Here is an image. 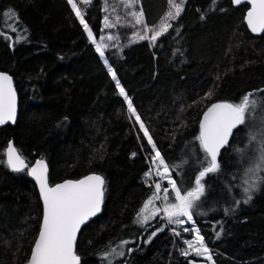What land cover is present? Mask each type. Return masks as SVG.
I'll return each mask as SVG.
<instances>
[{"label": "trees", "instance_id": "1", "mask_svg": "<svg viewBox=\"0 0 264 264\" xmlns=\"http://www.w3.org/2000/svg\"><path fill=\"white\" fill-rule=\"evenodd\" d=\"M111 1L82 7L95 38L107 31L103 19ZM168 6V0H137L134 9L143 11L150 26ZM246 8L231 0L214 6L211 0H185L173 28L154 46L130 42L131 18L111 27L117 41H105V57L182 190L194 186L202 168L204 153L196 140L202 112L264 90V32H249ZM0 69L12 75L18 93L14 124L0 126V264L26 262L42 215L35 182L26 170L7 166L9 139L27 163L47 161L50 183L88 172L103 175L102 211L82 226L75 244L81 264H102L99 252L125 238L131 243L113 264H189L181 254L182 233L170 230L182 225L160 214L131 229L153 193L145 179L152 149L67 0H0ZM248 131L249 125L234 130L218 154L220 171L205 178L206 195L194 209L214 264H264V185L247 204H235L243 199L250 149L243 159L234 149L248 144ZM183 161L182 168L172 167Z\"/></svg>", "mask_w": 264, "mask_h": 264}, {"label": "snow or ice", "instance_id": "2", "mask_svg": "<svg viewBox=\"0 0 264 264\" xmlns=\"http://www.w3.org/2000/svg\"><path fill=\"white\" fill-rule=\"evenodd\" d=\"M93 0H79L84 6H90ZM137 0H127L125 6L133 7ZM185 0H168L169 10L161 18L158 25L149 28L144 24L143 11H132L130 15L136 25H143L142 32L137 33V39L131 43L147 40L151 46H154L158 39L169 33L173 28L172 21H176L184 10ZM214 6L217 0H211ZM234 4L239 5L242 0H232ZM71 6L72 12L82 25L83 30L87 33L89 41L95 45V50L103 59L108 75L118 89L119 95L127 104V111L130 118H135V123L139 125V130L143 137L147 139L148 145L151 146L152 153L150 163L152 167L145 173L146 177L151 178L153 172L155 175L164 180L167 178L171 194H174L175 202L166 203L162 211L164 212L169 224L183 225L187 222L194 223V209L199 207L200 202L206 195L207 186L205 178L209 174L218 173L220 164L218 154L221 149L229 145L230 138L234 135V130L239 126H248L247 133L248 144L244 148L236 147L234 151L243 159L250 145H256L255 154L249 161L248 166L244 169L242 182L240 185L243 199L236 200L238 207L240 203L247 204L252 199V194L257 191L261 185H264V90H257L246 93L239 102H218L211 104L203 113L199 123V135L196 137L200 148L204 153V160L201 162L202 168L195 175L194 186L190 189L182 190L175 180L169 175L170 166L166 163L165 158L157 149L148 128L137 113L131 98L127 95L125 89L121 86L115 69L109 64L105 57V49L110 45L105 43L104 39L97 40L94 33L85 19V11L78 6L77 0H67ZM251 4L247 12V25L252 32H264V0H247ZM11 15V11L8 13ZM204 18L203 16L201 17ZM114 25L105 17L104 27L111 28ZM15 31V29H13ZM178 32L179 30L176 29ZM19 39V37L17 38ZM107 40L117 39L109 36ZM213 95L211 91L206 94L207 98ZM16 118V93L12 86V79L5 73H0V125L6 121H15ZM3 153H0L2 156ZM135 155V153H133ZM2 162V161H0ZM187 161L180 165L172 166L176 169L182 168ZM206 165V166H204ZM7 166L14 172L27 170L28 175L32 176L39 186L40 197L43 202V216L40 224L38 236L34 241L31 254L27 264H80V257L74 250L77 233L81 226L84 225L91 217H94L101 211V205L104 199L105 181L100 175H88L79 180H66L63 183L49 186L47 173L48 167L41 159L37 160L35 166L29 167L22 154L9 142L7 146ZM163 169V171H161ZM161 183L155 184V191L137 213L135 223L142 227L152 219L161 209L155 207L156 200H169V189L164 188V195L161 197ZM227 215L229 209H225ZM235 211V209H231ZM186 218L181 219V218ZM184 231H190L184 228ZM162 231V229H158ZM175 231V230H174ZM195 234L194 241H186L188 247L182 250L181 254L188 257L194 254L197 257H204L212 261V255L204 242V237L199 230L193 227L191 229ZM220 232H216L217 238ZM156 232L149 236V241ZM179 235V233H176ZM131 243L123 240L118 245L121 249H111L102 254L101 259L104 264H113L115 259L125 255V245ZM191 250V253L190 251ZM132 248L127 252L131 253ZM189 264H192L189 261Z\"/></svg>", "mask_w": 264, "mask_h": 264}, {"label": "rangeland", "instance_id": "3", "mask_svg": "<svg viewBox=\"0 0 264 264\" xmlns=\"http://www.w3.org/2000/svg\"><path fill=\"white\" fill-rule=\"evenodd\" d=\"M127 2V0H112L111 1V4H110V7H108V9H106L105 10V12H106V15L104 16V19H103V26H104V20H105V17H108V19H109V22L110 23H112L114 26H117V25H124V23H125V19L126 18H131V20L134 22V24H135V21H134V19L132 18V16L130 15V13L132 12V11H136V12H139V10H135L134 9V5H133V7H131V8H128V7H126L125 6V3ZM77 3H78V6L79 7H83V5L82 4H80L79 3V0H77ZM169 10V6H168V9L164 12V14L161 16V18L166 14V12ZM123 13V15L121 16V14ZM161 18L155 23V24H153V25H147V24H145V25H147L149 28H151V27H153V26H155V25H158L159 24V22L161 21ZM123 21H124V23H123ZM112 28H106L105 30H107V31H104V34L102 35V37L103 38H101V39H104L106 42H107V37H109V36H113V37H117V39H116V41L118 40V35L117 34H115L114 33V31L113 30H111ZM142 29H143V25H136L135 24V29H133V31L131 32V33H129V36H128V39L129 40H135V39H137V33H139V32H142ZM95 38V37H94ZM97 40H100V39H98V38H96ZM113 40H115V39H113ZM113 40H109V42H111V41H113ZM95 46V45H94ZM103 60V59H102ZM134 118V117H133ZM135 119V118H134ZM250 127H252L251 125H249V128ZM255 148H256V145H250L249 146V149H250V155H249V161L253 158V156H254V154H255V152H254V150H255ZM152 155H154V153H152ZM151 157V156H150ZM150 157H148V168H147V170H146V173L149 171V168L150 167H152V165H151V163H150ZM248 166V165H247ZM161 171H163V169H161ZM244 173V172H243ZM169 175L171 176V178L174 180V176H173V174H172V172H171V170H170V172H169ZM242 178H243V176H242ZM145 179H146V181H147V183H149L150 185H152V186H154V189H153V192L155 191V184L157 183V182H159V183H161V192L159 193V195L162 197L163 195H164V192H163V189L164 188H168L169 189V200L168 201H164V200H156L155 201V207L156 208H159V209H161V211H159V212H157L156 213V215L155 216H157V215H160L161 214V216L163 217V218H166V216H165V214H164V212L162 211V209H163V207L165 206V204L166 203H174L175 202V197H174V194H171V189H170V186L168 185V182H167V178L166 179H164V180H160V178L158 177V176H156L155 175V172H153V175L151 176V178H149V177H146L145 176ZM152 195H153V193H152ZM152 195L150 196V197H152ZM150 197H148L141 205H140V207H139V209H138V211L136 212V214H135V216H134V219H133V225L131 226V229L134 231L138 226H141V225H139V224H137V223H135V220L137 219V213L140 211V209L144 206V204H145V202L150 198ZM154 216V217H155ZM153 217V218H154ZM152 218V219H153ZM152 219H150V220H152ZM181 219H185L186 220V218H181ZM149 220V221H150ZM194 220V219H193ZM193 227H195L196 229H197V226H196V223H195V220H194V223H191V222H187L186 221V223L185 224H183L182 225V227H181V230H177L176 231V229H170L171 231H173L174 232V230H175V232H178V233H182V236H181V241H182V246H181V249L182 250H184V249H187V247H188V245H187V243H186V241H194V239H195V234H194V232H192L191 231V229L193 228ZM184 228H188L190 231H184L183 229ZM154 232V231H153ZM123 240H127V238H125V239H121L119 242H116V243H113V244H110V245H108L105 249H103V250H101L100 252H99V255H100V257H102V254L103 253H105L106 251H110L111 249H116L117 251H120L121 249H119L118 248V245L121 243V241H123ZM205 242V241H204ZM207 246V245H206ZM208 247V246H207ZM208 249H209V247H208ZM190 251V253H191V250H189ZM201 258V259H205L204 257H197V256H195L194 254H190L189 256H188V259H190V258ZM207 260V259H206ZM209 262H211V263H213L214 264V262H213V259H212V261H209ZM102 264H104V261L102 260Z\"/></svg>", "mask_w": 264, "mask_h": 264}, {"label": "water", "instance_id": "4", "mask_svg": "<svg viewBox=\"0 0 264 264\" xmlns=\"http://www.w3.org/2000/svg\"><path fill=\"white\" fill-rule=\"evenodd\" d=\"M231 1H232V0H231ZM232 3H233V2H232ZM241 3H246V4H247V8H246V10H245V12H244V16H243V21H244V23H245L247 29L249 30V32H250L252 35H255V36L261 35L263 32H257V33H254V32L251 31V29H250V28L248 27V25H247L246 17H247V12H248V11L250 10V8H251V4H250V3H247V0H242ZM241 3H240V4H241ZM233 5H237V4H234V3H233ZM0 73H5V74L9 75V76L11 77V79H12V86H13V89L15 90V93H16V118H17V113H18V93H17V90H16V88H15V85H14V81H13L12 75H11L8 71H6V70H2V69H0ZM220 102H228V101H220ZM216 103H218V102H216ZM210 106H211V105H210ZM210 106H208V107H210ZM208 107H207V108H208ZM207 108L202 112L201 117H200V120L202 119V117H203V113L207 110ZM16 118H15V120H16ZM14 122H15V121H14ZM14 122H13V121H6V122H5L4 124H2V125H5V124H14ZM199 123H200V122H199ZM2 125H0V126H2ZM9 142H11V143L13 144L12 139H9L8 142H7L6 148H5V159H6V161H7V146H8V144H9ZM13 146H14V144H13ZM14 147H15V146H14ZM15 148H16V147H15ZM41 159L46 163V165H47V167H48L47 161H46L44 158H40V157L35 158L31 163H27V164H28L29 167L35 166L36 161H37V160H41ZM26 171H27V170H26ZM48 172H49V167H48ZM27 174H28V173H27ZM88 175H100L101 177H103V175H102L101 173H99V172H88V173H86V174H84V175H82V176H80V177H78V178H65V179H63V180H60V181H57V182H54V183H50V182H49V179H48V183H49V186H55L56 184L63 183V182L66 181V180H73V181H75V180L83 179L85 176H88ZM29 177L35 182V185H36V188H37V190H38L39 197H40L39 186H38V184L36 183V180H35L32 176H30V175H29ZM47 178H48V173H47ZM103 179H104V177H103ZM104 181H105V179H104ZM40 200H41V197H40ZM103 200H104V199H103ZM41 203H42V215H41L40 224H41V222H42V216H43V202H42V200H41ZM102 207H103V203H102V205H101V211H102ZM101 211H100L99 213H97L96 215L100 214ZM96 215H95V216H96ZM95 216H94V217H95ZM92 218H93V217H91L86 223H88ZM86 223H85V224H86ZM82 226H83V225H82ZM82 226H81V228H82ZM39 228H40V225H39ZM81 228H80V229H81ZM79 231H80V230H79ZM79 231H78V233H77V236H78V234H79ZM38 232H39V230H38ZM38 232H37V234H36L35 239H36L37 236H38ZM35 239H34V241H35ZM76 240H77V238H76ZM34 241H33V243H32L31 249H32V247H33V245H34ZM75 244H76V241H75ZM31 249H30V253H29V255H28L27 260H28L29 257H30ZM74 250H75V245H74ZM75 252H76V251H75ZM76 254H77V253H76ZM77 255H78V254H77ZM78 256H79V255H78ZM79 257H80V256H79ZM27 260H26V262H25L24 264H27ZM189 261H191L192 264H213V263L209 262L208 260H206V259H201V258H190ZM80 264H81V259H80Z\"/></svg>", "mask_w": 264, "mask_h": 264}]
</instances>
